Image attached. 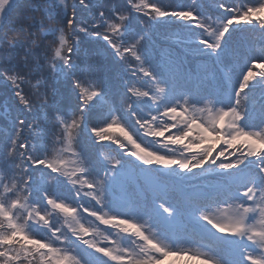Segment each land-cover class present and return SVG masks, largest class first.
Here are the masks:
<instances>
[{
  "label": "snow or ice",
  "instance_id": "1",
  "mask_svg": "<svg viewBox=\"0 0 264 264\" xmlns=\"http://www.w3.org/2000/svg\"><path fill=\"white\" fill-rule=\"evenodd\" d=\"M213 7L0 0V264H264V47L220 92L147 47L223 72L264 0Z\"/></svg>",
  "mask_w": 264,
  "mask_h": 264
},
{
  "label": "rangeland",
  "instance_id": "2",
  "mask_svg": "<svg viewBox=\"0 0 264 264\" xmlns=\"http://www.w3.org/2000/svg\"><path fill=\"white\" fill-rule=\"evenodd\" d=\"M200 1L203 2V0H200ZM210 1L213 2V0H210ZM205 7L206 8H210V6H205ZM236 33H237V37H240V33L238 31ZM254 40L258 41L257 44H259V45L262 44L263 47H264V36L256 35V36H254ZM155 45L158 46V51L159 52H157V53L151 52L152 60H153L154 65H156L158 63V62L155 61V56L156 55L161 56L159 58V62H164L166 60H169L170 56L172 55V53H169L167 50H170V51H172L174 53H178V50L176 48H174V45H172L169 42L157 41V42H155Z\"/></svg>",
  "mask_w": 264,
  "mask_h": 264
},
{
  "label": "trees",
  "instance_id": "3",
  "mask_svg": "<svg viewBox=\"0 0 264 264\" xmlns=\"http://www.w3.org/2000/svg\"><path fill=\"white\" fill-rule=\"evenodd\" d=\"M159 2H160L161 4L166 5L167 3H170V2H172V1H171V0H159ZM172 3H173V2H172ZM173 4H174V3H173ZM19 11H20L19 8L16 9L15 11H13L11 17H9V20L15 18V16L19 13ZM7 26H8V25L6 24V27H7ZM169 31H171V32H173V33H176V32H178V29H177V27H173V28L170 29ZM238 55H239V56H238V62L236 61V65H243V62H244L245 59H244V56H241V55H242V52H239ZM236 65L232 66V69H233V68H236V69L238 70L239 67H237ZM204 89H206V90L209 91V92H213V91H215V92H220V91H221V89L210 88V87L208 86V84H204ZM4 100H5V94H4L3 92H0V104L4 103Z\"/></svg>",
  "mask_w": 264,
  "mask_h": 264
}]
</instances>
